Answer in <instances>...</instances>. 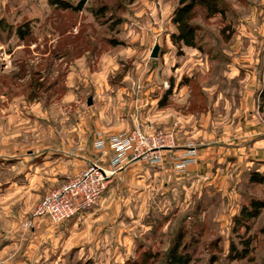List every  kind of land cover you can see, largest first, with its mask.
<instances>
[{
  "label": "rangeland",
  "instance_id": "1",
  "mask_svg": "<svg viewBox=\"0 0 264 264\" xmlns=\"http://www.w3.org/2000/svg\"><path fill=\"white\" fill-rule=\"evenodd\" d=\"M219 2L195 8L189 47L172 40L180 0H0V264H165L180 239L188 264H264V206L235 230L264 199V0ZM134 130L170 147L113 166L109 139ZM90 161L113 172L88 209L105 196V221L34 251L38 219L69 220L38 205Z\"/></svg>",
  "mask_w": 264,
  "mask_h": 264
},
{
  "label": "built area",
  "instance_id": "2",
  "mask_svg": "<svg viewBox=\"0 0 264 264\" xmlns=\"http://www.w3.org/2000/svg\"><path fill=\"white\" fill-rule=\"evenodd\" d=\"M156 137H148L140 130H134L110 138L108 142L116 152L113 166H121L129 156L133 159L145 156L150 157L151 160L160 161L163 149L170 147V144L164 136ZM103 145L104 141H98L99 147ZM112 173L97 162L86 163L85 168L79 174L43 198L36 209V215L47 216L54 223H60L88 210L97 203Z\"/></svg>",
  "mask_w": 264,
  "mask_h": 264
},
{
  "label": "trees",
  "instance_id": "3",
  "mask_svg": "<svg viewBox=\"0 0 264 264\" xmlns=\"http://www.w3.org/2000/svg\"><path fill=\"white\" fill-rule=\"evenodd\" d=\"M87 0H78L73 3L70 0H51V4L61 7L63 9H72L74 11H80L85 7ZM197 6H201L206 9L207 16L211 17L215 14L223 13L224 10L220 5L219 0H180V5L174 11L173 22L177 26V31L172 34V40L174 44H184L189 47L197 46V35L200 27L191 22V18L194 14V10ZM6 24L0 20V31L7 30ZM16 33L20 39H24L27 35L31 33L28 25L20 26L17 28ZM252 182L264 183V175L259 172H254L251 178ZM264 206L263 200H255L251 202L250 206H244L241 213L235 218V230L238 226H246L249 219L255 218ZM181 239L178 241L177 245L170 251L167 261L165 264H188L190 259L189 256L182 255L178 248L181 245ZM250 240L243 241L244 248L239 250L233 244L231 245V252L233 258L240 259L247 255ZM214 259L210 261L209 264H215Z\"/></svg>",
  "mask_w": 264,
  "mask_h": 264
},
{
  "label": "crops",
  "instance_id": "4",
  "mask_svg": "<svg viewBox=\"0 0 264 264\" xmlns=\"http://www.w3.org/2000/svg\"><path fill=\"white\" fill-rule=\"evenodd\" d=\"M263 154V153H262ZM44 162H45V158H43ZM254 160H261L264 161V154L262 156V158H256L254 157ZM43 162V163H44ZM122 170V169H120ZM119 169L117 171H120ZM124 171V170H123ZM121 173V172H120ZM123 173V172H122ZM114 180V178H113ZM14 188H12L13 190ZM9 189H6L5 191H7ZM23 190L25 191L24 193H28V188L24 187ZM27 195V194H25ZM25 198V202H26V206H28V199L27 197L23 196L21 201L24 200ZM24 208L22 209V211L19 214H22ZM7 216H14L13 211L11 210V214L7 213ZM15 217V216H14ZM39 224L36 227V230L33 231L34 236H33V241L35 240L36 245L32 244L33 249H35L34 251L42 249V245H45V242L47 241V237L46 234L49 235L50 237H54V239L56 240L55 237H58L60 241L61 240V234L63 233H68L71 237V240H74V242H76L75 240L80 238H86L87 235L90 233V223L91 221H96V223H102L103 221H105V196L103 197L102 201L100 202V204L95 207L92 208L86 212H84L83 214H79L77 216L72 217L71 219L68 220V222L63 223V224H59V225H53V227H48L46 228V219H38ZM38 228V229H37ZM37 235V236H36ZM89 236V235H88ZM55 243V242H54ZM55 245V244H54ZM7 246H4L0 252L5 251Z\"/></svg>",
  "mask_w": 264,
  "mask_h": 264
},
{
  "label": "water",
  "instance_id": "5",
  "mask_svg": "<svg viewBox=\"0 0 264 264\" xmlns=\"http://www.w3.org/2000/svg\"><path fill=\"white\" fill-rule=\"evenodd\" d=\"M157 49H158V48L155 47V49H154V51H153V54H152L153 57H156V56H157ZM88 103L91 104V98H89Z\"/></svg>",
  "mask_w": 264,
  "mask_h": 264
}]
</instances>
